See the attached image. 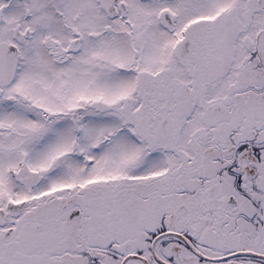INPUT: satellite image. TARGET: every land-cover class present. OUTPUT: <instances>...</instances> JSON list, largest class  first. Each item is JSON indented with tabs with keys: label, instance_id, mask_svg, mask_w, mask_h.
<instances>
[{
	"label": "snow or ice",
	"instance_id": "obj_1",
	"mask_svg": "<svg viewBox=\"0 0 264 264\" xmlns=\"http://www.w3.org/2000/svg\"><path fill=\"white\" fill-rule=\"evenodd\" d=\"M0 264H264V0H0Z\"/></svg>",
	"mask_w": 264,
	"mask_h": 264
}]
</instances>
